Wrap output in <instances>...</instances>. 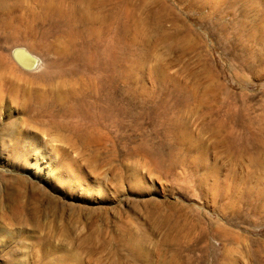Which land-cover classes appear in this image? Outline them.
Wrapping results in <instances>:
<instances>
[{
    "label": "rangeland",
    "instance_id": "rangeland-1",
    "mask_svg": "<svg viewBox=\"0 0 264 264\" xmlns=\"http://www.w3.org/2000/svg\"><path fill=\"white\" fill-rule=\"evenodd\" d=\"M0 264H264V0H0Z\"/></svg>",
    "mask_w": 264,
    "mask_h": 264
},
{
    "label": "water",
    "instance_id": "water-1",
    "mask_svg": "<svg viewBox=\"0 0 264 264\" xmlns=\"http://www.w3.org/2000/svg\"><path fill=\"white\" fill-rule=\"evenodd\" d=\"M17 54L24 57V60H21V58L15 54H13L14 60L24 69L26 70H35L37 69L41 64V59L35 55L34 53H31L28 51L25 47L20 46L16 49Z\"/></svg>",
    "mask_w": 264,
    "mask_h": 264
},
{
    "label": "bare ground",
    "instance_id": "bare-ground-1",
    "mask_svg": "<svg viewBox=\"0 0 264 264\" xmlns=\"http://www.w3.org/2000/svg\"><path fill=\"white\" fill-rule=\"evenodd\" d=\"M18 47H20V46H18ZM16 49H17V47L13 50V53H12V56H13V54H15L16 56L18 55L17 54V51H16ZM27 49V48H26ZM28 50V49H27ZM29 51V50H28ZM32 53V52H31ZM20 58H21V60H24L25 58L24 57H22L21 55H18ZM17 63V62H16Z\"/></svg>",
    "mask_w": 264,
    "mask_h": 264
}]
</instances>
